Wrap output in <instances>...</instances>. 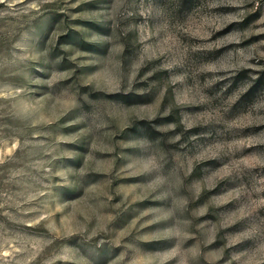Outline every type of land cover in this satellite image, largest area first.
<instances>
[{"label":"rangeland","instance_id":"1","mask_svg":"<svg viewBox=\"0 0 264 264\" xmlns=\"http://www.w3.org/2000/svg\"><path fill=\"white\" fill-rule=\"evenodd\" d=\"M0 264H264V0H0Z\"/></svg>","mask_w":264,"mask_h":264}]
</instances>
